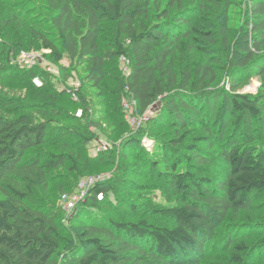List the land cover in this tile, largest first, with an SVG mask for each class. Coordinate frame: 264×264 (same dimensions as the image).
Masks as SVG:
<instances>
[{"label":"trees","instance_id":"1","mask_svg":"<svg viewBox=\"0 0 264 264\" xmlns=\"http://www.w3.org/2000/svg\"><path fill=\"white\" fill-rule=\"evenodd\" d=\"M224 1L167 0L163 6L164 0H45L43 8L52 21L49 30L37 32L40 45L54 60L66 57L71 70L88 65L83 83L99 87L111 57L129 60L118 90L111 92L114 100L103 99L98 115H106L107 107L111 114H120L124 97L136 101L134 110L140 114L161 103L154 121L171 122L178 135L154 140L153 150L139 159L142 170L127 169L120 160L129 158L125 147L140 140L137 135L124 139L120 153L114 142L97 156L84 158L93 138L89 127H103L108 115L92 114L81 91L78 100L69 95L67 103L76 107L70 112L60 101L61 93L50 88L49 73L38 66L22 68L15 61L33 45H24L20 36L9 45L0 44V87L15 80L19 88L48 97L27 105L0 97V264H57L61 256L73 257L76 264L253 263L261 247L259 234L264 233V0H249L245 29L232 46L226 31L202 32L196 26V20L205 19L209 3L224 12ZM27 10L0 16V27L23 24ZM104 22L116 26L118 41L110 51L99 48ZM199 35L205 45L199 44ZM183 52L189 57L185 63ZM220 70L229 75V89L220 86ZM36 77L42 80L39 87L33 82ZM254 77L260 80L257 92L241 91ZM69 115L77 126L62 122ZM194 125L204 132L188 138ZM54 135L60 148L40 151ZM108 166L118 172L92 186L78 205L72 221H78L80 230L72 242L75 248L66 252L62 207H41L35 192L48 187L55 169L80 175ZM138 173L150 176L175 202L137 218L140 204L119 196L117 189H137L130 175ZM77 183L62 187L59 199ZM111 206L127 217L108 214ZM228 217L237 223L227 225L221 237L219 227Z\"/></svg>","mask_w":264,"mask_h":264},{"label":"rangeland","instance_id":"2","mask_svg":"<svg viewBox=\"0 0 264 264\" xmlns=\"http://www.w3.org/2000/svg\"><path fill=\"white\" fill-rule=\"evenodd\" d=\"M166 2L167 0H164L163 6L166 4ZM45 4V0H0V16L7 15L13 10L18 11L28 9V19L23 22V24L17 25L14 22H10L8 25L0 27V44L9 45L16 41L20 36L23 38L24 45H33V49L27 51L36 55L35 65H31L27 61H21L19 57L20 53L17 55L15 61L22 68H28L29 66H38L49 73L50 79L48 81V84L50 85V88L61 93L60 95L63 97L62 99H60V101L62 100L64 106H67L70 112H74L76 110V107L67 103V101L69 100V95H72L73 92L79 94V92L81 91L89 99L88 104L92 110V114L100 117L108 115L107 122L103 127H89V135H92L93 138L87 143L86 148H84L83 150L84 158L89 155L97 156L101 152V150H107L114 142L116 143L115 145L118 149V152L120 153L122 151V146L126 145L124 143V139H130L133 135H137L140 136V140L135 139V142L134 140L128 141V144L125 147V149L128 150L130 154L129 158L120 160L121 162H124L123 164H128V167L125 165L127 169L133 167L135 170H142V168L138 167L139 164H142V161H140L139 159L145 152H151L153 150L155 144L154 140L157 141L159 139H163L164 141H169L171 140V138L177 137L176 135H178L177 132H175V129L172 126L171 122H166L163 120L160 121L159 118L154 121L155 119L153 117L157 116V112L160 109L161 103L159 101L154 103L147 109V111H145V113L140 114L136 113L134 107L123 106V100L128 98L124 97L121 101L123 111L120 112V114H111L110 112L112 111V108L107 107L106 115H98L99 113H96L95 111L97 110V108H100V103L103 99L106 100L107 103L114 100L112 96H110L112 94L111 92H116L118 90V86L120 83L119 81L121 80L122 75L128 72L130 65H128V63H125L122 58L118 59L117 57H111L108 60V66L105 68L104 80L99 87H95L91 81H85L83 83V77H85L87 72H89L88 65L82 64L76 71L71 70L70 63L66 59V57H63L60 61L54 60L52 57H50V55L47 54L49 53V51L42 48L40 45V41L37 38V32L42 28L44 30H49L47 24L52 21V16L45 14L46 11L44 10L45 8H43V5ZM248 4L249 0H226L222 4H220L221 6L226 5V10L222 12V10H219L220 7L218 8L209 3V6H207L205 11L206 14L204 13L205 19L196 20V26L202 32H208L209 30H213V32L215 33L221 30L226 31L227 36L230 40L229 44L230 46H232L239 40L242 32L245 29L244 24L249 16L247 11ZM40 20L43 22L40 23ZM145 20L149 21L150 19ZM101 26L102 29L100 31L98 39L100 50L110 51L115 49V44L118 41L115 34L116 26L113 22H104L101 24ZM120 37L121 40H124V42L127 40L124 33L121 34ZM199 38V44L205 45L203 37L199 35ZM186 42L187 40L184 41V44H186ZM63 52L64 56L65 51ZM181 56H183L184 59H182ZM180 57L184 63L189 59L188 54L184 52L182 53V55H180ZM217 73V76L220 80V86L229 89V75H227L224 70H220ZM16 82L17 81L15 80H10L7 83L6 87H0V97L14 98V100H17L18 104L24 105L31 104V102L40 101L43 99L48 100L47 96H39V93L36 91L29 92L26 88H19ZM259 86V78L254 77L247 82V84L241 91L257 92ZM117 104L118 103H116V106ZM70 116L71 115H69L68 118L62 117V122H64L65 124L77 126L76 121L69 119ZM114 117H116L118 120L116 121V124L113 125L112 122L114 120ZM158 122L160 123L159 125H157ZM203 132L204 131L201 126L194 125L190 127L188 131V138H194L195 136H198ZM108 133H111L113 135H109ZM146 139H150L152 143L150 145H145ZM56 148L57 150L60 148V143L56 141V135H54L50 137L48 145L40 147V151L50 153L52 151H55ZM186 156L187 154L184 152V157ZM153 158L156 157L154 156ZM117 162H119V160ZM183 168L184 165L180 166L179 170ZM145 170H148L146 166ZM117 172L118 169H116L115 166L88 169L86 171H82L80 175L75 174L67 168H58L53 170L49 174L50 181L48 187L45 190L43 188L41 190H36L34 197L36 204L41 205V207L43 208L62 207L64 211V214L61 215L62 217L64 215V218H62L63 221L61 220V216L59 220L63 222L61 233L66 239V241L63 243V249L66 252H68L71 248H75V245L72 244V242H74L75 240L76 232L80 229L78 227V221H72L74 213L68 214L67 210L64 207V203L62 202L61 198L59 199L61 188L72 187L70 186V184H75V182H77L78 180L77 185L72 190L76 191L79 188L80 182L88 177L98 176L99 178H102L103 181H106L110 178H113V176ZM130 176L134 181L137 182V189H123L120 187L121 190L117 189V193L121 197L134 199L140 204L141 215L137 218H140L142 216L148 217L149 210L157 208L158 206L175 202V198L169 199L164 194H162V192L157 187V184L147 174L142 175L138 173L131 174ZM111 199H115L113 194H111ZM119 208H122L121 210H123L125 206L123 207L119 205ZM121 210H118L116 206H111L108 214H114L118 217H127L122 213L123 211ZM85 218L86 217L83 216L81 219L85 220ZM150 221L156 222L155 220ZM235 222L237 223L235 219H232V217H228L227 220H225V222L221 225V227H219V236L223 237L225 227L231 223L234 224ZM259 241L261 247L255 250L252 264H264V233L259 234ZM57 264H76V261L75 259H73V257L65 259L64 256H61L57 259ZM141 264L160 263L148 260L144 261Z\"/></svg>","mask_w":264,"mask_h":264},{"label":"built area","instance_id":"3","mask_svg":"<svg viewBox=\"0 0 264 264\" xmlns=\"http://www.w3.org/2000/svg\"><path fill=\"white\" fill-rule=\"evenodd\" d=\"M19 57H20L21 61H27L31 65H35V63H36V55L27 51V50H22L19 54ZM121 58L125 63H128V65H129V60L127 57L122 56ZM29 67H31V66H29ZM33 82L38 87L42 85V80L39 77L34 78ZM72 97L74 100L79 99V96L76 92L72 93ZM123 106L135 107L136 101L132 97H128L127 99L123 100ZM81 114H82V111L79 110L77 115L81 116ZM135 121H136V118H135ZM151 143L152 142L150 139L145 140V145H150ZM100 181H103V180H102V178H99L98 176L88 177V178H86L80 182L79 188L76 191L62 193L61 200L64 203V207L67 210L68 214H70V213L73 214L76 212L78 205L87 196V193L90 190V188ZM99 198L100 199L102 198V194L99 195Z\"/></svg>","mask_w":264,"mask_h":264}]
</instances>
